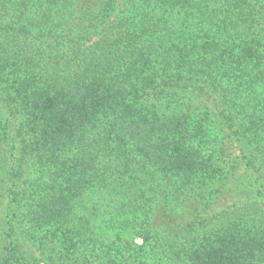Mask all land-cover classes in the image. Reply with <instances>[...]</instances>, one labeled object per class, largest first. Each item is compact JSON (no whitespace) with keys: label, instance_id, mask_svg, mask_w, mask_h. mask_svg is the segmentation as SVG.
Masks as SVG:
<instances>
[{"label":"trees","instance_id":"1","mask_svg":"<svg viewBox=\"0 0 264 264\" xmlns=\"http://www.w3.org/2000/svg\"><path fill=\"white\" fill-rule=\"evenodd\" d=\"M0 104L36 165L21 219L60 246L36 264L106 259L127 230L98 215L126 203L151 264H264V226L179 241L149 222L156 195L203 198L221 179L229 131L264 174V0H0ZM0 264L30 262L12 241Z\"/></svg>","mask_w":264,"mask_h":264},{"label":"rangeland","instance_id":"2","mask_svg":"<svg viewBox=\"0 0 264 264\" xmlns=\"http://www.w3.org/2000/svg\"><path fill=\"white\" fill-rule=\"evenodd\" d=\"M204 105L212 109L214 101H205ZM9 119L5 108L0 104V252H6V248L13 241L25 252L30 264H36L56 254L60 246L54 241L56 238L50 237L45 228L30 230L21 219L22 203L15 201L14 195L19 194L21 199L19 192L27 187L29 180L37 176L36 165L34 161L33 167L28 165V161H21L23 155L18 152V148L23 146V140L17 133L18 123L14 122L16 119ZM11 125L14 128H11ZM227 135L221 145L225 159L223 166H227L221 179L214 180L205 187L203 198L186 200L169 195V198L165 199L162 194L156 195L160 204L155 210H153L155 204L150 206L149 222L158 238L169 235L175 240L182 241L208 237L234 219L245 220L255 226H264V174L247 165L249 150L237 141L233 133L229 131ZM124 211L127 213L120 214ZM98 216V219L106 220L103 231L109 235L118 234L124 227L127 233L122 235L121 247L107 253L106 259L90 257L87 262L79 264H100L103 260L108 261V257L116 260L113 258L114 254L117 257L121 253H125L128 260L133 263H136L133 259L136 253L144 256L141 264L153 262L149 260L150 254L147 252L150 246L140 248L145 244L141 236L136 235L141 226L127 203L122 209H118L115 215L109 213ZM179 228L180 231L177 232ZM145 236L148 241L152 240L151 234L150 237L147 234ZM82 241L83 246L92 243L85 239ZM175 252L177 253V250ZM259 262H263V259L260 258Z\"/></svg>","mask_w":264,"mask_h":264}]
</instances>
